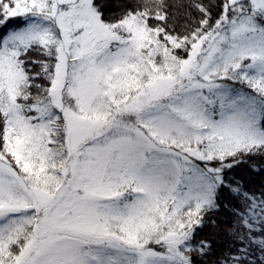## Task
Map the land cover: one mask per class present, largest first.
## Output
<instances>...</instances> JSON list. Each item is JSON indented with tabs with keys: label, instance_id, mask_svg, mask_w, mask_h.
Masks as SVG:
<instances>
[{
	"label": "snow or ice",
	"instance_id": "snow-or-ice-1",
	"mask_svg": "<svg viewBox=\"0 0 264 264\" xmlns=\"http://www.w3.org/2000/svg\"><path fill=\"white\" fill-rule=\"evenodd\" d=\"M0 264H264V0H0Z\"/></svg>",
	"mask_w": 264,
	"mask_h": 264
}]
</instances>
